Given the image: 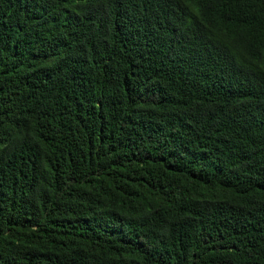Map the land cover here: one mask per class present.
I'll return each instance as SVG.
<instances>
[{
	"label": "trees",
	"instance_id": "1",
	"mask_svg": "<svg viewBox=\"0 0 264 264\" xmlns=\"http://www.w3.org/2000/svg\"><path fill=\"white\" fill-rule=\"evenodd\" d=\"M0 264H264V0H0Z\"/></svg>",
	"mask_w": 264,
	"mask_h": 264
}]
</instances>
